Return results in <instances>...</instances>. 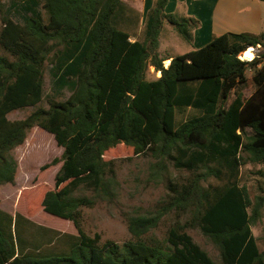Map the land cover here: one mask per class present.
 Wrapping results in <instances>:
<instances>
[{"label":"trees","instance_id":"1","mask_svg":"<svg viewBox=\"0 0 264 264\" xmlns=\"http://www.w3.org/2000/svg\"><path fill=\"white\" fill-rule=\"evenodd\" d=\"M40 1L46 22L36 11ZM168 1L153 0L137 37L115 24L128 9L124 0H32L22 7V22L3 20L0 186L15 182L14 150L29 132L51 134L63 152L43 168L61 166L38 205L72 222L77 235L60 233L66 247L50 252L43 240L25 236L23 227L35 223L0 210V264H216L190 230L217 247L222 264H264L252 230L264 210V180L256 193L240 182L242 167H264V32L225 33L202 48L160 55L166 23L190 45L200 26L166 13ZM249 47L263 51L241 60ZM47 63L53 90L71 95L51 96L44 108ZM150 68L160 77L148 80ZM250 71L254 90L246 96ZM32 107L24 119H8ZM189 108L197 115L178 120ZM118 146L154 158L150 175L167 190L153 207L126 217L131 238L121 245L83 228L84 208L117 197L116 162L104 156ZM169 166L187 175L171 174ZM257 174L264 179V170Z\"/></svg>","mask_w":264,"mask_h":264},{"label":"rangeland","instance_id":"2","mask_svg":"<svg viewBox=\"0 0 264 264\" xmlns=\"http://www.w3.org/2000/svg\"><path fill=\"white\" fill-rule=\"evenodd\" d=\"M32 0H0V30L5 18H11L16 22H22V16L25 13L22 10L24 5H30ZM127 5V11L121 21L115 22L116 26L122 30L130 32L133 37L139 35L144 22L143 5H138L139 0H124ZM36 11L41 14L42 19L47 21V14L43 8V2L40 1ZM148 11V10H147ZM147 13V12H146ZM30 14V13H29ZM130 19H132L130 21ZM140 20V26L136 29L137 22ZM192 49V45L186 43L174 30L172 25L166 23L160 37V55H176L185 53ZM253 57L263 51L260 47H250ZM254 49V50H253ZM247 50V51H248ZM0 55L5 53L0 49ZM243 55V53L241 54ZM244 57V55L242 56ZM163 65L166 67L165 63ZM50 63H47L44 73V99L39 106L48 108V98L53 96L57 100H64L71 95L70 90L64 89L56 93L52 86V76L50 74ZM252 72H248V87L244 93L249 96L254 90L251 80ZM160 77L153 68L149 69L148 80H154ZM35 108H27L15 111L8 115L9 120H21L27 117ZM197 115V112L189 108L183 115H178V120H186L189 117ZM63 149L58 147L54 137L44 130L37 127L32 129L25 143L14 150V156L18 162L16 179L13 184L0 186V210L11 216L17 213L32 220L34 225L24 226V234L29 240H43V249L50 252L64 250L66 243L59 239L60 233L77 235V231L72 222L51 216L43 211L39 204L42 194L54 188L55 175L61 164L43 167L55 158H60ZM106 160H115V169L119 187L117 197L111 202L98 201L93 208L83 209V228L89 236L99 234L101 242L111 240L120 245L131 238L127 228L126 217L133 214L138 209H148L156 205L166 194L167 190L163 182L155 181L150 175V167L155 162L151 156H134L129 151H124L122 146L105 153ZM170 167L171 174L186 176L185 173L175 171ZM262 165L249 164L241 169L240 182L246 184L251 192L256 193L260 181L264 179L257 174L263 171ZM214 184L217 182L210 179ZM87 195H91L86 192ZM170 224V219L162 221L156 235L162 237ZM42 228L56 231H44ZM253 234L257 239L260 250H264V210L262 218L252 227ZM189 234L194 241L204 249L216 264H222L220 253L217 247L199 230H190ZM50 242L53 244L50 245Z\"/></svg>","mask_w":264,"mask_h":264},{"label":"crops","instance_id":"3","mask_svg":"<svg viewBox=\"0 0 264 264\" xmlns=\"http://www.w3.org/2000/svg\"><path fill=\"white\" fill-rule=\"evenodd\" d=\"M139 1L138 5L145 1L141 14L144 16L153 0ZM166 13L193 17L200 22L193 32L192 49L202 48L214 36L225 33L264 32V2L259 0H169Z\"/></svg>","mask_w":264,"mask_h":264},{"label":"bare ground","instance_id":"4","mask_svg":"<svg viewBox=\"0 0 264 264\" xmlns=\"http://www.w3.org/2000/svg\"><path fill=\"white\" fill-rule=\"evenodd\" d=\"M245 58L252 59L253 58V52L251 49L245 52ZM161 75V74H160Z\"/></svg>","mask_w":264,"mask_h":264},{"label":"built area","instance_id":"5","mask_svg":"<svg viewBox=\"0 0 264 264\" xmlns=\"http://www.w3.org/2000/svg\"><path fill=\"white\" fill-rule=\"evenodd\" d=\"M248 50V49H247ZM254 50V49H253ZM246 52V51H245ZM245 52L243 53V55H244V57H242L243 55H240L239 56V58L241 59V60H246V61H251V60H253L256 56H254L252 59H247V58H245ZM166 67H168V66H166Z\"/></svg>","mask_w":264,"mask_h":264},{"label":"water","instance_id":"6","mask_svg":"<svg viewBox=\"0 0 264 264\" xmlns=\"http://www.w3.org/2000/svg\"><path fill=\"white\" fill-rule=\"evenodd\" d=\"M250 48V47H249ZM161 74V73H160Z\"/></svg>","mask_w":264,"mask_h":264}]
</instances>
